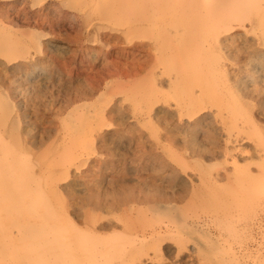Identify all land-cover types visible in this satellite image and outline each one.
<instances>
[{
	"label": "rangeland",
	"instance_id": "obj_1",
	"mask_svg": "<svg viewBox=\"0 0 264 264\" xmlns=\"http://www.w3.org/2000/svg\"><path fill=\"white\" fill-rule=\"evenodd\" d=\"M252 2L253 0H230L228 10L241 13ZM42 3L38 4V0L27 1L24 7H21L16 19L13 18V14L16 13V8L21 4V1L0 0V20H2L0 21L2 24L0 26V136L6 139L17 136L15 141L13 140L8 146L0 147V183L10 184L11 178L21 186L29 184L32 187L28 191L29 194L20 192L12 186L0 188V223L2 224H0V264L23 257L26 253L24 248L19 249L13 245L15 249H11L12 229H20L23 225V220H15L16 208L26 211L30 204L46 201L52 202L56 210L59 211L61 204L68 200L64 190L67 186L68 190L72 191L70 193L73 200H71L77 204L81 203L80 205L84 204L85 209H89L90 203L95 202V199L111 200V203L114 198L119 197L133 198V200L138 198L139 201H172L179 206L178 214L175 210L171 213L168 210L162 213L159 211L161 215L156 212L159 216L151 211L148 214L150 221L157 227L166 226L169 223H172L173 228L177 227L174 238L181 235L183 240L180 242L183 243L181 244L183 247H179L178 239L165 240L164 246H168L167 250L163 248L158 251L157 257L153 260L146 256L144 264H173V262L174 264H192L189 249L186 247L188 246L189 233L187 234V228L184 226L190 219L192 220V216L208 214L214 210L216 205L239 208L230 218L226 216L227 218H222L221 221L214 220L213 224L222 226L224 235L231 240L236 250L253 244V264H264V222H262L261 229H253V242L251 232L241 228L252 219L264 215L263 205L258 200L253 199L250 203L243 202L244 195L249 193L247 192L249 184H253V172L256 174L259 171L264 175V150L259 151L253 158V145L264 149V133L261 139H259L260 136H256L255 141L244 139L226 143L225 125L218 124L215 127L218 128L215 130L218 132L214 133L215 138L212 134L209 137L210 128L203 126L200 127L201 129H197L196 136L198 141L204 143L205 151L192 152L191 150L195 148L192 143L191 133L193 131H189L185 125L183 126L184 121L179 120V115L175 110H173V114L166 115L167 120L163 124L156 122L155 119L153 121L138 120L137 116L140 114L138 112L145 106V100L143 102L140 97L137 102H134L127 99V95L124 93H120L122 95H116V99H118L115 107L117 112L107 116L111 125L107 128L104 127L105 129L102 128L103 132L97 130L98 134L104 135L102 138L95 135L94 137L98 140L96 139L93 144L88 143L89 138L71 140L73 135H78L85 130V126L88 124L86 121L90 117L85 118L84 121V115L85 117L93 115L90 114L93 112L90 104L95 101L97 95L104 92L105 82H108L112 89L118 90L119 88L118 92L121 91L123 82L127 80L118 79L121 75L119 69L123 71L130 68L133 61L143 62V60L118 58L112 47L105 43L108 26H110L108 19H104L100 23L101 25L97 24L86 30L83 15H80L81 12L63 8L59 0L53 2V7L57 10L49 12L46 10L44 13L46 15V12L50 14L56 12L54 21L46 24L40 20L36 24L33 20L41 16L36 12L39 11L38 7ZM25 17L26 19H24ZM69 19H72L75 25L67 29L63 24L67 23ZM98 26H101V30L98 29ZM98 30L101 35L99 40L102 41L95 42L93 45L91 38ZM250 34L252 35V33ZM39 36L42 37V44H34L32 41ZM249 38L253 39V36ZM243 43V40L236 42V45L240 47V60L236 61L241 66L248 62L246 57L249 56V52L242 47ZM127 44L129 43L125 38V42H122L121 45ZM38 60H41V63L33 81L28 72L32 64ZM207 61L205 60V62ZM227 62L233 63L231 60H227ZM153 63L148 64L149 66L137 77L139 78L137 83L143 82L142 79L155 66ZM23 64L26 69H14V66ZM156 67V71L160 72L161 76L164 75L165 78L166 68L169 69L172 65L157 64ZM235 67L238 65L236 64ZM113 73L115 74L113 75ZM21 84L26 85L28 92L19 86ZM166 91H168L167 88ZM168 92L170 95L167 99L172 104L175 103L174 94L171 91ZM90 93H94L95 97L91 99ZM85 97H89L90 102L83 101L82 99ZM259 99L256 109L262 108L261 101L264 100V96ZM8 100H11L12 104ZM250 101L253 103L252 100ZM16 102L23 104L24 111L22 110V113L28 114L27 118L24 117V120H28V122L24 121L26 123H22V126L19 127L12 120L13 122L5 126L3 120L9 113H15L17 108L14 109L11 106ZM162 103L166 102L159 104ZM84 104L89 105L85 107ZM78 105L79 109L75 111ZM248 107L250 108L247 109L252 112L253 105ZM71 111L73 115L70 114ZM29 141L26 150L19 149L21 143ZM227 145L231 148V153L226 152ZM195 153L196 155H194ZM79 154L82 155L78 158ZM187 154H191V156H187ZM199 157H202L201 161H204L202 163L205 166V178L208 179V183L202 181L203 175L201 176V173L195 169L194 160ZM70 161H73L74 164L70 165ZM162 161L171 162V165L161 168L160 162ZM53 189L56 190L55 193H52ZM58 192H60L59 195ZM260 194L264 196V188ZM126 207L125 204L121 209ZM173 214L178 217L174 218ZM174 219L179 220L180 225L177 224L179 223L177 220L173 222ZM59 221L61 222L60 219ZM181 230L186 233L184 234ZM106 232L105 237H109L106 240L117 241L116 233L120 232L119 229ZM155 244L159 245L158 242ZM126 245L130 246V244ZM155 246L151 247V253ZM22 252L24 254H21ZM216 254L222 255V252ZM223 255L229 258L227 252H224ZM197 264H201L200 261Z\"/></svg>",
	"mask_w": 264,
	"mask_h": 264
},
{
	"label": "bare ground",
	"instance_id": "obj_2",
	"mask_svg": "<svg viewBox=\"0 0 264 264\" xmlns=\"http://www.w3.org/2000/svg\"><path fill=\"white\" fill-rule=\"evenodd\" d=\"M20 1L21 4L17 6L16 13L13 14V18L16 19L22 9L21 7H24V4L31 0ZM54 1L56 0H38V4L44 3L38 7L39 11L36 12L41 14V18L35 17L36 19L33 22L38 24L41 20L42 23H52L56 12L51 14L46 12V15L44 13L46 10L48 12L55 11L56 8L53 7ZM59 1L63 8H70L71 11L75 9V11L81 12L80 15H83L82 18H84L86 30L97 24L101 25L100 23L104 19H108L110 26H108L109 30L108 34H106L105 43L112 47L118 58L143 60V62L133 61L131 67L123 71L119 69L121 70V75H119L118 79L127 80L123 82L121 91L118 92L119 88L118 90L112 89L111 85L105 82L104 92H101L96 97L94 93H90L91 99L92 97L96 98L90 104L94 113H90L93 115L87 117L84 115V121L85 118L90 117L86 121L88 124L85 126V130L78 133V135H73L71 140L77 141L89 138L90 140H87L88 143L93 144L97 139L94 137L95 135L102 138L104 135L98 134V132L99 130L101 132L102 128H107L111 125L107 116L117 112L115 108L116 102H118L116 95L120 93H124L127 95V99L134 102H137L140 97L142 101L145 100V106L138 112L140 113L137 116L138 120L147 119L153 121L155 119L157 120L156 122H162L161 124H163L167 120V114H173V110H175L179 115V120L184 121L183 126L185 125L189 131L194 133L191 134L195 148H191L192 150L189 148L192 152L205 151L204 143L202 144L198 141L199 139L196 136L197 129L203 126L210 128L208 134L211 137V134L214 136V133L218 132L215 131L218 129L215 128L218 124L225 125L227 127L224 129L227 135V138H225L226 143L244 139L255 141L256 136H260L259 139H261L264 133V110H262L264 108V100L261 101L262 108L256 109V106L259 97L264 96V0H253L252 4L241 13L228 10L230 0ZM29 21L31 20L29 19ZM74 25L75 22L72 19L63 24L67 29ZM100 28L101 26H98V29ZM100 30L96 31L95 37L93 35L91 38L93 45L95 42L102 41L99 40V36H101L99 35ZM86 35H88L87 32ZM250 36H253V39L249 38ZM125 38L129 44L123 46L121 43L125 42ZM239 40H243L242 47L249 52V56L246 57L248 62L246 61L247 63L243 66L236 61L240 60V47L236 45ZM32 42L40 45L42 44V37L39 36ZM205 60L208 61L205 62ZM227 60H231L233 63L229 64ZM40 61L34 62L28 72L32 80L39 69ZM152 63L155 66L150 73L148 72L147 76L142 79L143 82L137 83L139 79L137 77L149 66L148 64ZM157 64L172 65L169 69L166 68L167 74L165 78L163 77L164 75L161 76L160 72L156 71ZM236 64L238 67H235ZM110 65L112 64L110 63ZM19 68L26 69L24 64L14 66L16 70ZM19 86L28 92L25 84ZM166 88L174 94L175 103L172 104L167 99L170 93L166 91ZM82 100L89 101L90 98L85 97ZM8 101L12 104L11 100ZM161 102L166 103L160 105L159 103ZM84 105L88 107L89 104ZM252 105L253 111L251 112L247 108H250L248 106L252 107ZM22 106L21 102H16L15 105L11 106L17 109H15V113L11 112L5 117L3 120L5 126L14 121V124L21 127L22 123L28 122V120H24V117L27 118L28 114L22 113L24 111ZM76 108L75 111L79 109V105ZM230 125L232 127H229ZM30 126L32 127V125ZM16 137L6 139L0 136V147L8 146L13 140L15 141ZM29 143L30 141L21 143L19 149L22 151L26 150ZM225 150L231 153V148L228 145ZM263 150V148L253 145V158L259 151ZM82 154L77 155V157H81ZM191 154H187V156H191ZM201 160L202 157L194 160L195 169L201 173V176L203 175L202 181L208 183V179L205 178V166L202 163L204 161ZM72 164L74 162L70 161V165ZM170 165L171 162H160L161 168ZM67 167L69 166L67 165ZM252 177L253 184H249V191H247L249 193L246 196L244 195L243 202L250 203L253 199L258 200L264 209V196L260 194L264 188V175L258 171L256 174L253 172ZM9 181L10 184L0 183V188L12 186V188L14 187L20 192H26V194H29L28 191L32 189L29 184L21 186L19 185L20 183L12 181L11 178ZM68 189V186L64 189L68 200L66 203L61 204L59 211L56 210L52 202L46 201L32 203L27 207L26 211L16 208L15 220H23V225L20 229H12L13 234L10 235L12 240L9 238L13 241L11 249H15L13 246L19 249L24 248L26 253L23 257L7 261L5 264H144L146 256H148V259L153 260L157 257L158 251L163 248L167 250L168 246H164L165 240L178 239L179 247H183L181 245L183 243L180 242L183 237L179 235L174 238L177 227L173 228L172 223L157 227L155 223L150 221L148 214L151 211V213L158 212L161 215L162 212L167 210L169 213L175 210L178 214L179 206L172 201H139L138 198L133 200V198L119 197L114 198L110 203L111 200L95 199V202L90 203L89 209H85L86 206L84 204L80 205L81 203H78L79 206L72 201L73 196L70 193L72 191ZM55 192L56 190L53 189L52 193ZM59 194L60 192H58ZM125 204L127 207L121 209ZM238 209V207L234 206L216 205L213 211L210 210V213L203 216L194 215L192 220L190 219L187 225L185 224L186 226L184 227L187 228V234L189 233L188 246L186 247L189 249V257L192 258V264H197L199 261L201 264H207V261L208 264H253V244H249L241 250H236L231 240L224 235L222 226L220 224V226H214L213 224L214 220L218 219L221 221L222 218H230ZM159 214L156 216H159ZM174 214L172 216L177 218L178 216L176 217V214ZM263 216L256 217L241 227L243 230L251 232L252 242L253 229L262 228ZM59 219L62 222V227ZM175 220L177 219L172 221L174 222ZM177 224L180 225V221ZM115 229L120 230V232L116 233L118 236L117 241L106 240L109 238L105 237L106 231ZM155 242H158L159 245L155 244ZM126 244H130V246ZM153 246H155L154 251L151 253L150 250ZM217 252H222V255L216 254ZM224 252L228 253L229 258L223 255ZM21 254H24V252Z\"/></svg>",
	"mask_w": 264,
	"mask_h": 264
}]
</instances>
